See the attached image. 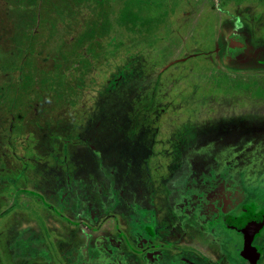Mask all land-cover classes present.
<instances>
[{
	"label": "rangeland",
	"instance_id": "374dc122",
	"mask_svg": "<svg viewBox=\"0 0 264 264\" xmlns=\"http://www.w3.org/2000/svg\"><path fill=\"white\" fill-rule=\"evenodd\" d=\"M226 36L264 45V0H0V264H250L264 59Z\"/></svg>",
	"mask_w": 264,
	"mask_h": 264
},
{
	"label": "flooded vegetation",
	"instance_id": "af4514ba",
	"mask_svg": "<svg viewBox=\"0 0 264 264\" xmlns=\"http://www.w3.org/2000/svg\"><path fill=\"white\" fill-rule=\"evenodd\" d=\"M225 38L227 42V52H225L224 54L226 53L228 54V52L231 53V51L234 52L235 49L242 48L243 50L245 49V51L243 52H245L247 55V61L250 60L253 63L254 61H252V59L255 60V62H259L258 60H260L261 58L264 59V45L262 43L256 42V43L250 44V42L245 43L244 41V43L240 42L239 44L241 45L239 46L237 45L233 46L230 44V38H232V36H228V37L226 36ZM255 46L257 47V49H255L256 48ZM218 51H219V48L218 50H212V52H209L207 50L205 51V53H208L209 55L213 54V56H216ZM247 61H244V62H247ZM239 64H246V63H239ZM248 208H251L252 214H256L262 209H264V205H262L259 209H256L254 204L249 205V204L244 203L240 206L239 212H236L235 214H230V213L225 214L222 217L224 231H226L227 229L228 230L230 229V230L238 232V234L241 235V240L243 242L241 246H242L243 251H245V253L249 255L250 264H264V246L263 244H259L260 243L259 238L261 237L262 235L261 232L264 228V221H263V224L258 228V230H256L252 235H250L248 231H245L244 229L240 228L236 222V219L238 217L248 214ZM182 215L184 216V219H185L181 221V225L183 227V233L180 234V237H179L180 241L176 240L177 241L176 245L185 247L187 251H181V250L179 251L181 253L186 252L189 254V249L192 250L193 249L192 247L194 246V249L198 250L200 254L203 253L201 251L202 249L207 248L208 250L212 252L214 251V253L216 252L219 255L221 248L218 246V244H216V240L214 239V237L210 236V233H211L210 224H208L207 226H202L205 223L204 220H201L197 222L196 224H194L193 220H189L190 218H186L185 216L187 215L189 217L190 215L191 216L194 215V212L191 213V211L189 212L183 211ZM199 219H202L201 215ZM96 221L97 219L93 218L92 221L89 222V223H92L91 225L88 223L86 225L85 222L83 223L85 224V227H87L88 230H90V226L93 227L94 230H96L94 227ZM183 242L185 244H183ZM149 248L151 247H148V249ZM204 254L202 255L206 258L207 255H204ZM150 262L149 264H156L155 262L154 263H152V261Z\"/></svg>",
	"mask_w": 264,
	"mask_h": 264
},
{
	"label": "water",
	"instance_id": "95a60500",
	"mask_svg": "<svg viewBox=\"0 0 264 264\" xmlns=\"http://www.w3.org/2000/svg\"><path fill=\"white\" fill-rule=\"evenodd\" d=\"M264 221V209L256 214H252L251 208H248V214L240 216L236 219L237 225L248 231L252 235L263 224Z\"/></svg>",
	"mask_w": 264,
	"mask_h": 264
},
{
	"label": "crops",
	"instance_id": "0c3cea01",
	"mask_svg": "<svg viewBox=\"0 0 264 264\" xmlns=\"http://www.w3.org/2000/svg\"><path fill=\"white\" fill-rule=\"evenodd\" d=\"M183 244H185V243L183 242Z\"/></svg>",
	"mask_w": 264,
	"mask_h": 264
}]
</instances>
